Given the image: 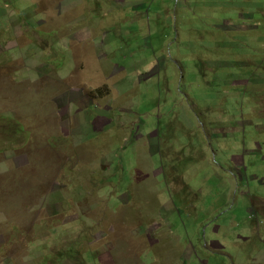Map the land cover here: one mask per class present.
<instances>
[{"label":"rangeland","instance_id":"1","mask_svg":"<svg viewBox=\"0 0 264 264\" xmlns=\"http://www.w3.org/2000/svg\"><path fill=\"white\" fill-rule=\"evenodd\" d=\"M0 264H264V0H0Z\"/></svg>","mask_w":264,"mask_h":264},{"label":"crops","instance_id":"2","mask_svg":"<svg viewBox=\"0 0 264 264\" xmlns=\"http://www.w3.org/2000/svg\"><path fill=\"white\" fill-rule=\"evenodd\" d=\"M144 77H145V76H144ZM79 99L81 100V99H82V97H80ZM80 100H79V101H80ZM64 124H65V123H64Z\"/></svg>","mask_w":264,"mask_h":264}]
</instances>
